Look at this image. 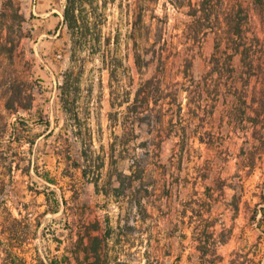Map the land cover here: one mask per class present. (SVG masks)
Wrapping results in <instances>:
<instances>
[{"label": "rangeland", "instance_id": "374dc122", "mask_svg": "<svg viewBox=\"0 0 264 264\" xmlns=\"http://www.w3.org/2000/svg\"><path fill=\"white\" fill-rule=\"evenodd\" d=\"M54 1L0 0V264L11 215L12 264H201L212 233L264 264V117L230 115L264 106V0Z\"/></svg>", "mask_w": 264, "mask_h": 264}, {"label": "trees", "instance_id": "16d2710c", "mask_svg": "<svg viewBox=\"0 0 264 264\" xmlns=\"http://www.w3.org/2000/svg\"><path fill=\"white\" fill-rule=\"evenodd\" d=\"M211 1H213V0H208L207 4L204 3L203 10H202L203 12H206L207 10H209V8L211 6ZM212 8H214V6L213 7L211 6V9ZM193 11L195 12L194 13V16L197 18L199 11L196 10V9H193ZM210 12L212 14L213 11H210ZM208 15H210V13ZM232 36H233V39L232 40H234V41H235V38H238V37L239 38H243V31H242V28H241V24H238V25L235 26V28H234V30L232 32ZM251 50H252L251 48H248L247 50H245V52L243 53L245 58H249V57L252 56ZM236 51H237V54L238 53H241V51L239 49H236ZM214 61L215 62H219L217 59H214ZM142 62H144L143 59H142V56L138 54L137 55V63H138V65L140 67H142V65H143ZM215 66H217V68H218L219 67L218 63H216ZM149 83L151 84V82H149ZM150 84H149V87L148 86L147 87L145 86V87H143V89L140 90L139 97L141 96V93L142 92L145 93V91L148 88H151ZM162 90H163L162 91V94H163V97L164 98L170 97V96H173V95H174V97L176 96L174 93H172V94L171 93L166 94L165 89H162ZM149 96L150 95H147L146 94V96L144 98L146 100V102H149ZM238 100H239V103L241 105H245L247 108H252L251 106L250 107L247 106V100H246L245 96H239ZM137 102H139V101H137ZM135 106L138 107V103ZM7 108L9 110L12 109L11 105H9ZM234 112H235V110L233 109V111H231V114H230L232 117L235 116V118L241 119L242 121L243 120H247V121H250V122H252L254 124H260V122H261L260 121L261 120L260 118L261 117H264V106L260 110L257 109V111H255V113H256L255 116H248L247 117L246 116L247 115V111L244 108H241L240 109V113L239 114L234 113ZM46 124H47L48 127L50 126V124H48V123H46ZM255 137L259 141H262L264 139V127H263V129L257 130L255 132ZM249 160H251L248 163V164H250L249 166H251L252 168H255V163H254L255 162V157L252 154H251V159H249ZM42 178L45 179L50 184H55V185L58 184L57 180L54 179L53 177H51V175L49 173L44 174L42 176ZM195 212H197V211L195 210ZM9 214L11 215V213H9ZM7 221L8 222H7V225H6V232L5 233L7 235L6 240H7V250H8L9 264L15 263L16 261H23L24 262L26 260V257H22L19 253L16 252V248H18V246H20L22 244L24 246L27 243V239H26L27 237H25L26 236L25 232H23V230H20L19 229V226H18V225H21L22 221L20 222L17 218L13 217V215L8 216ZM212 234L213 235H210L208 237L209 240L210 239L213 240V243L212 244L211 243H208L209 241H207L206 239H204V235L203 236L201 235V237L198 239L200 241V245L198 246V250L201 252V264H217L218 261L223 260L222 258H220L217 255L216 252L214 254H210V253H211L212 250H213L212 252L216 251V248L215 247L218 246V244H226V243H228V240L227 239H222V238L219 239V240L218 239H213L214 233H212ZM108 238H109L108 233L105 234V235H103V236H100V237H96V238H93V239L91 238V244H89L86 247L87 252L89 254L90 253H93L96 256L98 255L97 256V259H100V249L103 248V247H105V246H107V240H108ZM18 241H19V243H17ZM18 244H20V245H18ZM82 245H83V238H80V240H78L77 243H76V245H75V248H76L75 251L72 252L73 257H75V259H77V260H79V257H78V255H79L78 249ZM101 251H102V249H101ZM69 254L70 253H66L64 255V257H63L64 258L63 260H66V263L67 264H71V258L72 257H70ZM211 255H213V258L210 257ZM62 261L61 262H58L55 259H51V261H50L49 264H62ZM237 262H238V260H234L233 261L234 264H238Z\"/></svg>", "mask_w": 264, "mask_h": 264}, {"label": "crops", "instance_id": "0c3cea01", "mask_svg": "<svg viewBox=\"0 0 264 264\" xmlns=\"http://www.w3.org/2000/svg\"><path fill=\"white\" fill-rule=\"evenodd\" d=\"M43 1H48V3L49 4H56V2L54 1V0H43ZM56 10L54 9L52 12H53V14H55L54 12H55ZM52 12H51V14H52ZM56 16V18H60V17H58L57 15H55Z\"/></svg>", "mask_w": 264, "mask_h": 264}]
</instances>
